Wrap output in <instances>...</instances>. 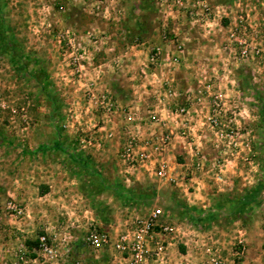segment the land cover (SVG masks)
<instances>
[{
	"label": "rangeland",
	"instance_id": "obj_1",
	"mask_svg": "<svg viewBox=\"0 0 264 264\" xmlns=\"http://www.w3.org/2000/svg\"><path fill=\"white\" fill-rule=\"evenodd\" d=\"M209 3L210 14L198 0H0V264L55 233L60 247L70 233L83 249L74 263L113 264L84 245L92 222L114 234L134 212L162 208L165 223H181L191 194L156 188L136 204L138 184L122 187L116 139H106L113 126L98 109L103 93L141 112L163 85L184 94L200 121L192 147L177 140L172 155L203 164L195 186L209 203L189 212L230 215L253 191L264 213V0Z\"/></svg>",
	"mask_w": 264,
	"mask_h": 264
},
{
	"label": "built area",
	"instance_id": "obj_2",
	"mask_svg": "<svg viewBox=\"0 0 264 264\" xmlns=\"http://www.w3.org/2000/svg\"><path fill=\"white\" fill-rule=\"evenodd\" d=\"M178 2L182 5L183 0ZM198 5L211 13L209 0H198ZM243 27L246 32L247 26ZM157 61L158 56L151 58L152 65ZM151 77H157V74L152 72ZM167 86L155 89V102L145 112H141V107L134 103L122 106L110 94L104 93L97 98L98 109L103 123L113 126V132L106 139H116L119 173L126 188L149 182L158 189L182 190L188 196L190 188L195 190L197 184L195 171L202 169L203 164L194 162L192 169L186 163L179 162L172 151L177 140L192 147L190 141L197 136L195 129L200 120L191 101L183 99L184 94L169 84ZM214 111L217 112V108ZM216 112L209 117L212 127L218 123ZM102 129L104 133L107 132L105 126ZM82 143L87 147L92 145L93 137L86 135ZM193 181L194 184H191ZM9 208L17 216L24 214L20 206L10 204ZM164 217L162 208H156L146 215L134 212L127 219L124 229L114 238L92 223L83 238L84 245L96 253L108 248L113 264H169L170 244L166 238L178 235L180 227L165 223ZM58 240L56 233L43 234L38 237L36 247L22 245L14 264H67L73 253V242H67L63 248ZM202 248L209 256L210 264H224L220 247L205 243ZM246 250L245 240L239 238L232 244L231 253L241 260ZM75 264L82 263L78 261Z\"/></svg>",
	"mask_w": 264,
	"mask_h": 264
},
{
	"label": "crops",
	"instance_id": "obj_3",
	"mask_svg": "<svg viewBox=\"0 0 264 264\" xmlns=\"http://www.w3.org/2000/svg\"><path fill=\"white\" fill-rule=\"evenodd\" d=\"M194 187L198 192L194 191L190 193L191 195L189 194L190 196L187 198L188 207H191V204L205 208L209 206L208 202L207 204L205 203L207 197L205 194L203 195V185L201 186L200 183V188ZM191 197H194V200H191ZM253 208L255 209L243 214L240 218H235L233 211L232 215L218 216L220 214L217 215V213H220V211L217 208H213V212L208 214L210 221L207 225H201V223H196L194 220L193 222L183 214L179 218L181 223L178 224L180 233L166 238L170 244L169 264H210V258L202 248L205 243L220 247L224 264H264V213L260 210V206H254ZM214 213L217 215L216 218L213 216L215 215ZM204 217L206 218V215H200L197 222ZM91 221H94V218L91 217ZM186 224H191L190 226L193 229L188 228ZM72 225L74 224L72 223ZM117 233L118 230L114 234L111 232L110 235L114 238ZM69 234L65 235L67 241L73 239ZM239 238L245 240L247 244L245 256L241 260L234 257L231 253L232 244ZM76 247L77 244L73 247V253L67 264H75L73 262L76 260L74 256L77 255L76 257H78L79 252L82 253L83 249L77 251ZM110 253L111 250L109 249L104 251L107 256ZM108 259L110 258L108 257ZM101 264L104 263L101 262Z\"/></svg>",
	"mask_w": 264,
	"mask_h": 264
},
{
	"label": "trees",
	"instance_id": "obj_4",
	"mask_svg": "<svg viewBox=\"0 0 264 264\" xmlns=\"http://www.w3.org/2000/svg\"><path fill=\"white\" fill-rule=\"evenodd\" d=\"M97 185H99V184H97ZM123 186H124V184L122 183V187ZM137 186L140 188V191L133 193V196H136L135 198H133L135 200L136 204L142 203V202H144V200L152 201L155 198L154 191H156V187H154L153 185L152 186L151 185L150 186H143L140 184H138ZM118 187H119V185H118ZM135 189H136V187H134V186L131 188H127V190H133V192ZM258 189H260V188H258ZM249 193L250 192H248L244 197H242L238 201L237 209L233 210V214H234L233 216L235 218H240L243 214L248 213L249 211L253 210L254 209L253 207L257 206V204H259V201H255L253 198L254 196H252L253 191L250 194ZM128 201H131V200H127L126 201L127 204H130V205L134 204V203H131ZM181 204H183L182 213L186 215V218H190L191 221L194 220L196 223H201V225L209 224L210 217L206 216V218L204 217L202 219H199L197 222V219L200 217V214L197 213L196 215H193L192 213L189 212L190 211L189 209L191 207L186 206L187 204L185 202H182ZM230 215H232V212L230 213ZM213 216L216 218L217 215H213ZM28 243L32 245V246H30V248L36 247L38 245L37 241L34 242L33 244H32V242H28Z\"/></svg>",
	"mask_w": 264,
	"mask_h": 264
}]
</instances>
